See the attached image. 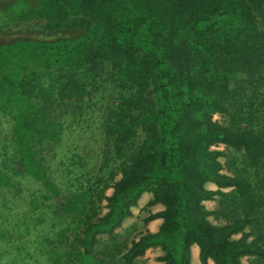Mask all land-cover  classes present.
<instances>
[{
	"label": "trees",
	"instance_id": "obj_1",
	"mask_svg": "<svg viewBox=\"0 0 264 264\" xmlns=\"http://www.w3.org/2000/svg\"><path fill=\"white\" fill-rule=\"evenodd\" d=\"M0 115L43 264H105L143 193L161 223L125 260L264 264V0H0Z\"/></svg>",
	"mask_w": 264,
	"mask_h": 264
},
{
	"label": "rangeland",
	"instance_id": "obj_2",
	"mask_svg": "<svg viewBox=\"0 0 264 264\" xmlns=\"http://www.w3.org/2000/svg\"><path fill=\"white\" fill-rule=\"evenodd\" d=\"M213 119L222 121L220 115H214ZM12 121L7 116L0 115V156L6 153L11 156L13 151L10 145V135H11ZM72 139L67 140L64 138V143L62 144V149H59L57 155V160H65L69 156V151H65L66 147L72 144ZM74 145V144H73ZM224 147L219 146L218 149L222 150ZM97 149V148H96ZM224 162V158L220 159ZM59 162V161H58ZM56 163V162H55ZM13 166V163H9ZM3 165L0 164V169ZM5 171V170H4ZM21 180V199L15 195V190L6 189L5 187H0V223L3 222L4 217H7L8 223H4L5 235L0 234V246L4 247L5 251L1 254L0 264H7V262H12L11 264H17L20 260L25 257H29L25 260L23 264H34V260L40 263H46L44 257L40 254L36 244L32 241L34 228H32V220L28 218L27 211L29 205L27 204L29 200V194L37 192L38 185L30 179L27 175L22 176ZM216 188H214L215 190ZM111 193V189L106 191V195ZM139 198L137 205L131 209L132 215L123 220L120 227L116 228L111 235H100L102 243L97 247L99 249L105 248L106 252L112 253V258L104 257L101 255L99 257L104 261L105 264H155L156 258L162 254L158 248H151L146 250L145 254L136 259L127 261L124 258V254L133 240H137L138 237L143 234L146 230H149V223H145L144 219L149 215V213H154L160 211L158 207L144 208L146 201H142V196ZM150 196L149 193H146ZM105 204V202H103ZM204 205L207 209L212 210L216 207V201H206ZM105 212V209H102ZM28 220L25 219V216ZM210 220L213 221L212 218ZM214 222V221H213ZM17 223V225H16ZM16 226H13V225ZM27 229L29 231H27ZM155 230V229H153ZM150 231V230H149ZM28 232V234H27ZM26 235L23 236V235ZM9 236L11 239L9 240ZM24 247L25 252L17 253L16 249L19 247ZM28 251V254L26 253ZM26 253V254H25ZM17 255H20L18 257ZM30 255V256H29ZM25 256V257H23ZM243 262H247L244 258ZM37 264V263H35ZM191 264H200L198 257L193 259ZM208 264H213L212 261H208Z\"/></svg>",
	"mask_w": 264,
	"mask_h": 264
},
{
	"label": "crops",
	"instance_id": "obj_3",
	"mask_svg": "<svg viewBox=\"0 0 264 264\" xmlns=\"http://www.w3.org/2000/svg\"><path fill=\"white\" fill-rule=\"evenodd\" d=\"M206 188L214 190V188H216V186L212 183H208V184H206ZM149 198H150V196L145 193L142 196V201L147 202V200ZM155 207L160 208L158 210H161L163 208L161 205H155ZM160 223H161V219H155V220L150 221V225H149L150 232H156ZM153 229H155V230H153ZM198 253H199L198 247L196 245H193L191 247V263L193 262L194 258L196 259L198 257Z\"/></svg>",
	"mask_w": 264,
	"mask_h": 264
}]
</instances>
